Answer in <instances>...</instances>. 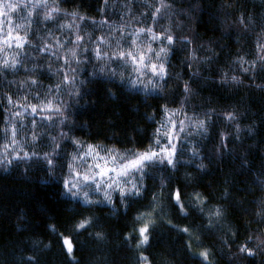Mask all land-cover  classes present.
Instances as JSON below:
<instances>
[{
  "label": "trees",
  "instance_id": "1",
  "mask_svg": "<svg viewBox=\"0 0 264 264\" xmlns=\"http://www.w3.org/2000/svg\"><path fill=\"white\" fill-rule=\"evenodd\" d=\"M10 2L22 6L0 33V64L17 62L0 67V160L30 158L0 164V264H145L142 256L146 264H264V0H165L160 13V0ZM140 28L174 43L145 33L133 47ZM9 31L25 37L23 48L15 39L12 47L3 43ZM147 44L154 51L146 52ZM165 46L163 80L111 58L123 48L145 51L157 63ZM48 101L61 111L31 115L29 105ZM168 117L185 127L173 136L175 167L165 161L133 173L139 195L111 189L108 202L106 192L89 187L94 202L85 204L64 194L74 156H86L89 145L99 155L143 152ZM148 212L149 241L137 248L136 217ZM84 219L90 223L75 230ZM62 236L72 237L74 259ZM244 246L255 255L242 253Z\"/></svg>",
  "mask_w": 264,
  "mask_h": 264
},
{
  "label": "snow or ice",
  "instance_id": "2",
  "mask_svg": "<svg viewBox=\"0 0 264 264\" xmlns=\"http://www.w3.org/2000/svg\"><path fill=\"white\" fill-rule=\"evenodd\" d=\"M29 3L32 2V0H28ZM107 2V0H105ZM47 0H37L36 6L39 7L41 4H46ZM160 7L155 9V13H160L163 8L168 7V4L165 2V0H160ZM21 4H14L11 3L10 0H0V17H3V19H0V33L3 32V27L7 23L8 25L12 24V21L10 19V12L14 11L17 7H21ZM52 12L57 11V9L53 8L51 10ZM31 15V13H29ZM75 15V14H74ZM155 15V14H154ZM52 15L51 12L46 16V19H51ZM80 19H84L83 17H80ZM21 25L17 24L15 25V28H19ZM15 28L13 30H15ZM147 33L151 40H160V39H166L167 44H172L174 43V39L171 35H168L166 37H161L160 35L154 34L152 32L151 28H140L137 32L133 33L132 35L134 36V39L131 41V45L135 47L140 41L141 35ZM15 39L16 44L15 46L18 48H23V45L27 43V40L25 37L20 36L17 34L15 37L12 35V31H9L6 36L3 37V43L7 44L8 47H12V40ZM82 37L77 36L76 38V43L78 44ZM101 44L105 43L104 39H101L99 41ZM190 43V41L188 42ZM47 47V45L45 46ZM262 48H264V45H261ZM97 58H102L100 56L101 49L97 48ZM154 51L151 47V44H147L146 46V52H152ZM167 47H162L155 53L157 57V63H152L151 62V57L147 56L145 54V51L141 52H134V51H125L123 48L119 49L111 58L112 59H121L125 60L128 59L131 61L133 64L137 74L139 75L141 72V68H148L152 74L156 77H158L159 80H163L165 75H166V69L164 67V61L161 57V54H167ZM72 56L75 57L76 53L75 51H72ZM107 55V53H105ZM264 58V57H262ZM11 66L12 68H15L17 66V62L15 59L11 62V65H9L8 60H4L2 64H0V67H9ZM233 80H236L235 77H233ZM65 82H67V76L65 77ZM33 84L36 83L35 80L32 81ZM149 83L153 84V88H155L157 85L153 81H149ZM135 86V85H134ZM185 91H189L187 85L185 86ZM13 100L11 97H9V104H13ZM18 107L20 105H17ZM28 107L31 108V115L37 116L40 112H45V111H56L60 112L59 107L53 108L52 102L48 101L47 104H44L43 106L40 105H29ZM27 110V109H26ZM165 112L167 113V109H165ZM178 113H172V115H176ZM16 117H22L23 113L22 112H16L14 114ZM43 119H51L49 116H44L42 117ZM229 119H234L233 116L229 115ZM35 120H33V125H35ZM168 125H171L169 128ZM199 129L203 130L204 129V121H199V123L196 125ZM11 132V140L13 142V146L18 144L19 142L16 141V135H17V128L15 125L12 126L11 129H9ZM185 131L184 127V122H180V127L177 128V125L175 121L171 119V117H168V119L161 124V127L157 129L156 131V138H154L155 142L153 145H150L148 149H146L143 152H136L132 154H126V155H119L116 154L112 151L109 152V156L111 159H108L106 157H100L99 153L95 151L94 146L89 145L88 146V153L85 155H89L92 153H95V156L98 157L99 160H103L104 164L101 166L99 162L95 163L94 167L96 169H99V171L93 172V165H89L88 169L81 173L78 172L74 169L73 164H69V169L72 175L75 178H69L64 180V194L71 196L73 198H78L81 199L83 203L88 204V203H93L91 199L88 198V192L84 190V185L86 184H95L96 185V191H102L103 186H106L107 188H111L113 190L119 188L120 189V194L122 197L125 196H134V195H139L141 193V187H139L136 183H133L131 179H127L128 177H131L133 173H138L141 176L144 173L145 168H147L149 165H154L156 163L163 164L165 161L170 167H175V153H176V145L172 142L173 136L178 137L179 132ZM161 135H166L168 137V144L167 145H162L160 139L158 138ZM35 139V136L33 137ZM73 143L79 144L78 141H73ZM5 149H8V145H4ZM30 157L28 156L27 153H24L23 156H13L11 159H8L7 156L4 157V159L0 160V164H3L5 160L10 164L12 160H17V159H29ZM44 159L47 160L49 167L52 166L53 161L48 158V154H45L43 157ZM85 157H79V159H84ZM73 160H77V157L74 156ZM111 165V167H109ZM203 167V165H201ZM97 177H100L101 179H97ZM131 184V187H127V185ZM142 184V180H141ZM75 189V191H74ZM80 191H83V197H80ZM197 198L200 200L202 203V198L199 197V194H196ZM156 198L154 197V200ZM105 200L108 202H111V193L106 192L105 194ZM123 203V200L121 201ZM175 202L179 206L180 211L182 214L186 215V211L184 208V204L181 199V194L179 190L175 193ZM221 214L220 210H216L215 215L219 216ZM151 213H141L136 217L137 221H141L142 226L138 228V233L140 236V240L137 243L136 247L140 248L144 246L145 244L148 243L149 241V229L152 223L154 221H151L147 219V217H150ZM90 221L88 219L82 220L77 226L75 230L83 229L85 228ZM53 231L55 229L53 228ZM182 231L188 232L189 229L184 228ZM98 238H102L100 234H97ZM62 244L64 248L66 249L68 256L70 259H74V244H73V239L71 236H62ZM240 251L242 253H246L249 256L255 255V252L247 247H241ZM200 256L203 257L204 260L208 259V253L207 251H202L200 253ZM29 259H32V257H29ZM141 260L145 262L147 261V257H141Z\"/></svg>",
  "mask_w": 264,
  "mask_h": 264
},
{
  "label": "rangeland",
  "instance_id": "3",
  "mask_svg": "<svg viewBox=\"0 0 264 264\" xmlns=\"http://www.w3.org/2000/svg\"><path fill=\"white\" fill-rule=\"evenodd\" d=\"M168 142L165 144L167 145ZM100 157H106L108 159H111V157L109 155H105V154H101L99 155ZM79 157H85L84 159H79ZM99 162L101 164V166H103L104 164V161L103 160H99L98 157L95 156V153H92V154H89L87 156H77V160H72V164H73V167L76 171L78 172H85L87 169H88V166L89 165H93V169L92 171L95 172V171H99V169H96L94 167L95 163ZM109 167H111V165H109ZM69 178H75L72 173L70 172V169L68 167V177L66 179H69ZM97 179H101L100 177H97ZM127 179H130V177H128ZM92 188V189H96V185L95 184H86L84 185V190L87 189V188ZM104 190L100 191V192H107V190L109 192H111V188H107L106 186H103ZM75 191V189H74ZM80 194H83V191H80ZM104 194V193H103Z\"/></svg>",
  "mask_w": 264,
  "mask_h": 264
}]
</instances>
